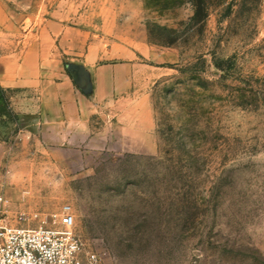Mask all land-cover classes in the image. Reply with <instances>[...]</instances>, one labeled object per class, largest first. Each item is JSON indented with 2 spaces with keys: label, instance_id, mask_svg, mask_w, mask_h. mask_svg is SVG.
<instances>
[{
  "label": "rangeland",
  "instance_id": "1",
  "mask_svg": "<svg viewBox=\"0 0 264 264\" xmlns=\"http://www.w3.org/2000/svg\"><path fill=\"white\" fill-rule=\"evenodd\" d=\"M0 1L19 18L37 0ZM199 1L207 13L195 17ZM87 10L109 57L136 65L140 113L94 114L86 147L45 143L37 129L21 139L0 118L10 216L36 226L70 205L105 264H264V0Z\"/></svg>",
  "mask_w": 264,
  "mask_h": 264
},
{
  "label": "crops",
  "instance_id": "2",
  "mask_svg": "<svg viewBox=\"0 0 264 264\" xmlns=\"http://www.w3.org/2000/svg\"><path fill=\"white\" fill-rule=\"evenodd\" d=\"M94 2L99 0H37L32 14L16 18L0 1V86L19 117L5 127L18 126L21 139L37 129L45 143L86 147L94 114L140 113L131 97L136 65L109 57L112 50L91 31L87 6ZM106 140L100 132L99 148ZM6 147L0 137V207L7 209Z\"/></svg>",
  "mask_w": 264,
  "mask_h": 264
},
{
  "label": "built area",
  "instance_id": "3",
  "mask_svg": "<svg viewBox=\"0 0 264 264\" xmlns=\"http://www.w3.org/2000/svg\"><path fill=\"white\" fill-rule=\"evenodd\" d=\"M31 220L26 213L12 218L0 207V264H105L103 257L89 252L76 234L70 205L36 226Z\"/></svg>",
  "mask_w": 264,
  "mask_h": 264
},
{
  "label": "trees",
  "instance_id": "4",
  "mask_svg": "<svg viewBox=\"0 0 264 264\" xmlns=\"http://www.w3.org/2000/svg\"><path fill=\"white\" fill-rule=\"evenodd\" d=\"M195 17L207 13V8L202 1L196 5ZM220 68V65H216ZM0 118L9 119L12 123H18L19 117L14 113L10 105L9 92L0 86Z\"/></svg>",
  "mask_w": 264,
  "mask_h": 264
}]
</instances>
